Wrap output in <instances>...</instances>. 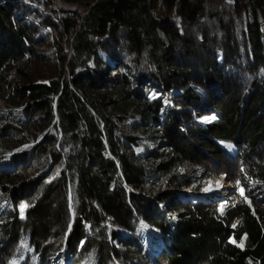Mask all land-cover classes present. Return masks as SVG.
<instances>
[{
	"label": "trees",
	"instance_id": "trees-1",
	"mask_svg": "<svg viewBox=\"0 0 264 264\" xmlns=\"http://www.w3.org/2000/svg\"><path fill=\"white\" fill-rule=\"evenodd\" d=\"M0 103V264H264V0H0Z\"/></svg>",
	"mask_w": 264,
	"mask_h": 264
},
{
	"label": "rangeland",
	"instance_id": "rangeland-1",
	"mask_svg": "<svg viewBox=\"0 0 264 264\" xmlns=\"http://www.w3.org/2000/svg\"><path fill=\"white\" fill-rule=\"evenodd\" d=\"M44 1L45 0H42V3H44ZM101 57L104 59L105 62H108V59L106 58L105 55H103V56L101 55ZM116 70L117 69L115 68L113 71H116ZM112 73H115V72H112ZM115 74H112L111 77L116 78L117 75H115ZM4 112H6V108L2 103H0V114L4 113ZM203 120H206V118L203 117ZM162 152H163V150H159V153H162ZM10 159L11 158H5L3 156H0V167H1V164H3L2 166H5L6 170H8L6 163L9 162ZM35 173H33V171H31L29 173V175L31 177H37L39 175V172L36 171ZM181 175L186 176V177H190V178H194L195 184L193 183V185H191L190 187H188L184 190L172 189L173 191H176L179 199H182L184 201H200L203 203H210V202L215 203L216 201H220L221 204L219 206L220 207L219 209L221 212H223L225 210V208H228L229 206L235 205L237 203L230 196L231 195L230 193L233 191L234 186L232 189L226 191L225 196H223V194H221V193H215V192L210 194V195H208L209 193L208 194L206 193V189H209V187L212 186V184H214L215 182L216 183L218 181L221 182L222 179H226V181L229 182V180L225 176L205 179V177L207 176L206 167L201 166V165H194V164H190V163L189 164L187 163L182 167ZM168 191H171V189H168ZM190 203H193V202H190ZM24 205H26V204H24ZM1 207H4V203L0 205V208ZM26 210H27V205H26V207H23V208L20 207V214H21L22 218L25 217ZM141 237L144 241V244L147 246L149 252L154 256L159 254L165 248L163 241L161 240L160 236L156 232L150 231L147 228H145ZM60 257L61 256H58V258L56 260H54V262L52 264H70L69 260H66V259L65 260L63 259V261L61 262Z\"/></svg>",
	"mask_w": 264,
	"mask_h": 264
},
{
	"label": "bare ground",
	"instance_id": "bare-ground-1",
	"mask_svg": "<svg viewBox=\"0 0 264 264\" xmlns=\"http://www.w3.org/2000/svg\"><path fill=\"white\" fill-rule=\"evenodd\" d=\"M115 77H113L114 79ZM187 164V163H186ZM189 164V163H188ZM3 164H1V167L0 169L3 170L5 168V166H2ZM33 171V173H35L34 170H31ZM30 171V172H31ZM36 174V173H35ZM233 188V185L230 183V182H227L226 179H222L221 182H219V184H217L216 182L214 184H212V186L209 187V189L206 191V193L208 195L212 194V193H221L223 194V196L226 195V191L227 190H230ZM217 191V192H216ZM203 194V193H202Z\"/></svg>",
	"mask_w": 264,
	"mask_h": 264
},
{
	"label": "snow or ice",
	"instance_id": "snow-or-ice-1",
	"mask_svg": "<svg viewBox=\"0 0 264 264\" xmlns=\"http://www.w3.org/2000/svg\"><path fill=\"white\" fill-rule=\"evenodd\" d=\"M207 119V118H206ZM212 119H215V117H213ZM27 147V146H26ZM229 147H231V146H229ZM217 184H219V181L217 182ZM208 189H206V191H207ZM240 194L243 196L244 195V190L243 189H240ZM245 199L247 200L248 198L247 197H245ZM22 208L23 207H26V205H22L21 206ZM173 219H175V217H173Z\"/></svg>",
	"mask_w": 264,
	"mask_h": 264
}]
</instances>
